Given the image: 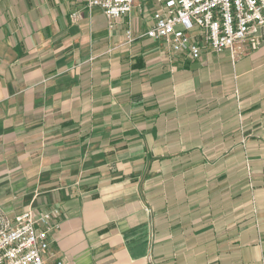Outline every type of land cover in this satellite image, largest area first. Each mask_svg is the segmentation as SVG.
<instances>
[{"label":"crops","instance_id":"crops-1","mask_svg":"<svg viewBox=\"0 0 264 264\" xmlns=\"http://www.w3.org/2000/svg\"><path fill=\"white\" fill-rule=\"evenodd\" d=\"M161 7L0 0V205L59 209L47 264H264V45L191 59Z\"/></svg>","mask_w":264,"mask_h":264},{"label":"built area","instance_id":"built-area-1","mask_svg":"<svg viewBox=\"0 0 264 264\" xmlns=\"http://www.w3.org/2000/svg\"><path fill=\"white\" fill-rule=\"evenodd\" d=\"M88 10L99 8L109 28L128 15L135 0H81ZM154 23L144 35L163 39L170 49L191 59L202 49L228 51L232 59L264 45V0H159ZM125 40H135L131 28ZM58 208L34 214L28 208L10 219L0 205V264H47L48 234L57 227ZM61 264V263H57Z\"/></svg>","mask_w":264,"mask_h":264},{"label":"rangeland","instance_id":"rangeland-1","mask_svg":"<svg viewBox=\"0 0 264 264\" xmlns=\"http://www.w3.org/2000/svg\"><path fill=\"white\" fill-rule=\"evenodd\" d=\"M246 171H250V166L246 164Z\"/></svg>","mask_w":264,"mask_h":264}]
</instances>
